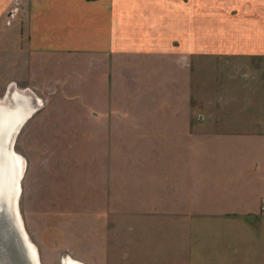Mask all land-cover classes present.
Segmentation results:
<instances>
[{"label":"rangeland","instance_id":"1","mask_svg":"<svg viewBox=\"0 0 264 264\" xmlns=\"http://www.w3.org/2000/svg\"><path fill=\"white\" fill-rule=\"evenodd\" d=\"M154 1L174 20L184 0ZM202 1L235 33L264 19ZM25 6L0 0V105L31 113L15 149L41 263L264 264V53L30 47Z\"/></svg>","mask_w":264,"mask_h":264},{"label":"crops","instance_id":"2","mask_svg":"<svg viewBox=\"0 0 264 264\" xmlns=\"http://www.w3.org/2000/svg\"><path fill=\"white\" fill-rule=\"evenodd\" d=\"M178 5L177 16L171 20L170 7L154 0H26L23 16L30 47L97 51L188 47L192 52L200 47H238L264 53V19L235 33L233 15L221 13L217 5L209 7L202 0ZM154 6L162 12L153 10ZM175 25L176 35L169 38Z\"/></svg>","mask_w":264,"mask_h":264},{"label":"bare ground","instance_id":"3","mask_svg":"<svg viewBox=\"0 0 264 264\" xmlns=\"http://www.w3.org/2000/svg\"><path fill=\"white\" fill-rule=\"evenodd\" d=\"M13 97L17 101L15 107L0 105V215H4L0 216V229L9 235L8 243L4 242L0 252V264H42L39 249L31 239L20 211L25 166L15 149L17 137L31 113L20 105L17 94ZM64 264L84 263L67 257Z\"/></svg>","mask_w":264,"mask_h":264},{"label":"built area","instance_id":"4","mask_svg":"<svg viewBox=\"0 0 264 264\" xmlns=\"http://www.w3.org/2000/svg\"><path fill=\"white\" fill-rule=\"evenodd\" d=\"M17 10H18L17 7L11 8V9L9 10V15H11V16H15L16 13H17ZM8 22H10V20H9Z\"/></svg>","mask_w":264,"mask_h":264},{"label":"water","instance_id":"5","mask_svg":"<svg viewBox=\"0 0 264 264\" xmlns=\"http://www.w3.org/2000/svg\"><path fill=\"white\" fill-rule=\"evenodd\" d=\"M7 94V93H6ZM1 217L2 216H4V215H0ZM17 231L16 230H14V233H15V235H17V233H16ZM14 238V237H13ZM20 239V238H19ZM0 240H3V239H1L0 238ZM17 241H18V239H17ZM0 243H1V241H0ZM10 243V242H9ZM15 244L17 245V243H16V241H15ZM18 245H19V251H20V253H21V256H23V253H22V250H21V246H20V244H19V241H18Z\"/></svg>","mask_w":264,"mask_h":264}]
</instances>
